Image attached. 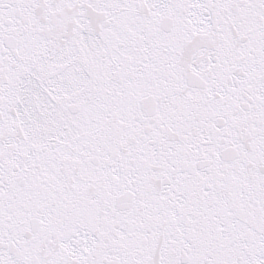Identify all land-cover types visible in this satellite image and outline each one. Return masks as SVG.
I'll return each mask as SVG.
<instances>
[{
	"label": "snow or ice",
	"instance_id": "snow-or-ice-1",
	"mask_svg": "<svg viewBox=\"0 0 264 264\" xmlns=\"http://www.w3.org/2000/svg\"><path fill=\"white\" fill-rule=\"evenodd\" d=\"M0 264H264V0H0Z\"/></svg>",
	"mask_w": 264,
	"mask_h": 264
}]
</instances>
